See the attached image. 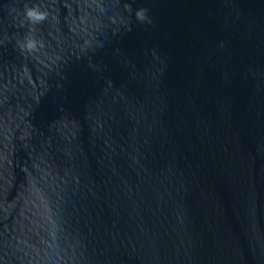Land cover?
Listing matches in <instances>:
<instances>
[{"label":"water","instance_id":"water-1","mask_svg":"<svg viewBox=\"0 0 264 264\" xmlns=\"http://www.w3.org/2000/svg\"><path fill=\"white\" fill-rule=\"evenodd\" d=\"M0 264H264V0H0Z\"/></svg>","mask_w":264,"mask_h":264},{"label":"clouds","instance_id":"clouds-1","mask_svg":"<svg viewBox=\"0 0 264 264\" xmlns=\"http://www.w3.org/2000/svg\"><path fill=\"white\" fill-rule=\"evenodd\" d=\"M116 4H119V0H116ZM12 12H17V9H11ZM124 11L128 13L129 16L132 15L133 9L131 4L125 3L124 4ZM23 19L19 20V23L16 25L18 28L27 27L28 31L25 34L23 40L17 39L16 44L18 49L22 54L26 53L28 55H32L33 53L37 52L40 48H43L44 42L42 40H38L36 38L37 32V25L43 24L49 18V12L47 10H42L40 4H35L29 6V4H24V11H23ZM135 20L140 24H147L151 25L152 20L149 16V9L147 8H140L135 11ZM125 27L128 28L130 31L131 28L129 27L130 21L123 20L122 21Z\"/></svg>","mask_w":264,"mask_h":264}]
</instances>
